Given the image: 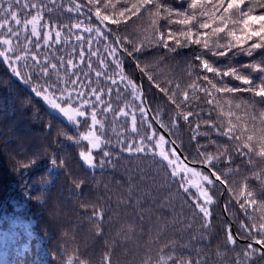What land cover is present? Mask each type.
<instances>
[{
  "label": "trees",
  "instance_id": "trees-1",
  "mask_svg": "<svg viewBox=\"0 0 264 264\" xmlns=\"http://www.w3.org/2000/svg\"><path fill=\"white\" fill-rule=\"evenodd\" d=\"M75 1L125 54L70 0H0V264H264V0Z\"/></svg>",
  "mask_w": 264,
  "mask_h": 264
},
{
  "label": "water",
  "instance_id": "water-1",
  "mask_svg": "<svg viewBox=\"0 0 264 264\" xmlns=\"http://www.w3.org/2000/svg\"><path fill=\"white\" fill-rule=\"evenodd\" d=\"M72 1L74 4H76L78 7L80 8H83L85 10H87L85 7L79 5L77 2H75L74 0H70ZM88 12H90L89 10H87ZM92 16L93 18L95 19V21L97 23L100 24V26L109 34L112 35L115 43L117 44L120 52H122L123 54H125L124 50L122 49V47L120 46V43H119V40L118 38L113 34L111 33L107 27L105 26V24L103 23V21L99 18V16L96 14V13H93L92 12ZM140 89H141V95L143 97V100H144V104H145V108H146V112L148 113V115L152 118V120L154 121V123L158 126V128L161 130V132L164 134V136L166 137V139L170 142V144L173 146V148L176 150V152L178 153V155L182 158V160L184 162H186L187 164L191 165V166H198V167H201L203 168L204 170H206L212 177V179L218 183L219 185H221L224 189L221 193V196H220V201H221V206H222V211L224 213V216L226 217V219L228 220V216H227V212H226V208H225V205L223 203V199H224V195L226 193V187H225V184L209 169V167L206 165V164H199V163H191L187 160V158L182 154L181 150L179 149V147L175 144V142L170 138V136L163 130V128L159 125V123L156 121V119L153 117L152 115V112L148 106V103H147V100H146V97H145V92L143 90V86L142 84L140 83ZM231 230L232 232H234L233 230V227H231Z\"/></svg>",
  "mask_w": 264,
  "mask_h": 264
},
{
  "label": "rangeland",
  "instance_id": "rangeland-1",
  "mask_svg": "<svg viewBox=\"0 0 264 264\" xmlns=\"http://www.w3.org/2000/svg\"><path fill=\"white\" fill-rule=\"evenodd\" d=\"M48 100V99H47ZM48 107L51 111H53L54 113H56L57 115L63 117L66 120H72L75 119L78 116H82L83 114L81 113V111L77 108V107H72L69 105H61L58 104L55 101H48L47 102ZM82 138L88 142L90 150L96 149L99 145V139L96 136V134L94 133V131L91 129L89 130L87 133L82 135ZM163 145V143H162ZM83 160L85 163H88L90 161V153L85 154L83 156ZM177 163V162H176ZM179 168L180 166L182 167L181 163H177L176 164ZM190 174L193 178V180H197L198 178H201L200 176H198L197 172L194 171H190ZM193 180H191L193 182Z\"/></svg>",
  "mask_w": 264,
  "mask_h": 264
}]
</instances>
